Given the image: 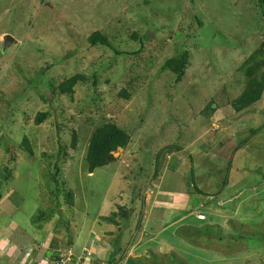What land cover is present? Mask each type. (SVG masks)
Here are the masks:
<instances>
[{
	"label": "rangeland",
	"instance_id": "obj_1",
	"mask_svg": "<svg viewBox=\"0 0 264 264\" xmlns=\"http://www.w3.org/2000/svg\"><path fill=\"white\" fill-rule=\"evenodd\" d=\"M258 1L0 0L5 264H17L7 259L19 232L47 259L58 254L60 264H264V88L245 111L232 108L255 59L251 48L264 40L257 37L256 45L251 35L264 34ZM194 14L203 27L194 30L196 41L188 40L192 59L177 86L160 66L174 49L182 51L183 40L173 42L159 20L180 21L173 29L187 35ZM152 16L155 27H147L154 32H147L143 52L124 55L131 53V34ZM107 26L115 37L120 33L108 39L117 56L87 42ZM6 36L14 43L3 52ZM210 41L232 46L197 44ZM155 54L158 62H149ZM73 76L83 78L71 95H60L58 85ZM39 112L50 115L36 126ZM102 123L126 131L131 143L89 173V137ZM256 129L261 133L251 137ZM239 142L242 152L230 151ZM252 234L254 240L240 239Z\"/></svg>",
	"mask_w": 264,
	"mask_h": 264
},
{
	"label": "trees",
	"instance_id": "obj_2",
	"mask_svg": "<svg viewBox=\"0 0 264 264\" xmlns=\"http://www.w3.org/2000/svg\"><path fill=\"white\" fill-rule=\"evenodd\" d=\"M258 2L259 3L262 2V21H263L262 27H263L264 26L263 0H259ZM258 2H257V4H258ZM146 3L149 4V2H147V1L143 2V4H146ZM44 7H45V4H44ZM133 9H135V7H131L130 9H127V11L128 12L129 11L134 12ZM136 9H137V7H136ZM159 14L162 15V13H160V12H159ZM122 16H121V18H122ZM153 17L154 16L150 17L149 19H143V21H142L143 22L142 32H139L138 30H136V32H133L131 34L130 40L132 42L130 41V50H128L129 52L131 51V53H124V55L133 57V56H138L139 54H141L143 52V50L146 46L145 43L148 42V40H149V37H148L149 35H147V32H150V33L154 32V30L151 29L152 27H155V22L153 21L154 19H152ZM166 17L167 18H165V19L160 17L159 22L167 25L168 30L173 33V35H172L173 42L175 41L176 38L183 40L182 45L184 48H182V51H181V48H179V47L176 48V51L173 48L174 49V51H173L174 55L172 57H170V55H169L170 58H167L165 63H163L160 66V69H161V71L172 72L174 74L173 75L174 76V83L178 86L184 80L186 68L188 66V63H190V60L192 59V56H190L189 52L186 49V47H189L188 46V44H189L188 40L191 39V40L196 41L197 38H195V36H194L195 35L194 30L198 31L199 29H202L203 23L201 22V19L198 18L194 14L192 18H193L194 22H196V25L193 26V25L189 24L190 26H193L194 29L191 30V29L187 28V31L189 30L188 33H190V34L187 33V35H185L179 29H177V30L173 29V25L179 24L180 21H176V19H170L168 16H166ZM187 22L189 23V21L185 20V19L183 21H181V25L183 24L182 27H186L185 24H187ZM102 23L103 22L97 23V25H101ZM147 26H149L151 28H149ZM68 30H70V28H68ZM104 30H105V33H103ZM258 30L261 31V27ZM260 31H258V32H260ZM256 33L251 34V35H253V38H255V40L257 37H260V38L264 37L263 33H261V34L260 33L256 34ZM109 35L111 38H109ZM117 35L119 37L120 33H117ZM117 35H116V37H117ZM116 37L113 35V31L110 28V26H107V27H105V29H102V31L98 30V31L92 33L91 35H89V37L87 38V42L91 47L101 46V47L109 48L110 50H112L114 52V56H117L121 53L116 51L115 48H113V45H111L108 41V39L111 40V39H114ZM255 40H254V42H255ZM197 44L202 47L201 49H206L210 45H217L220 47L232 46L231 43H227V41H224L222 43V45L218 44L216 41H210L209 45H207V46H202L201 43H198V42H197ZM256 45H258L257 40H256ZM194 46L197 47L196 45H194ZM257 47H259V48H257ZM257 47L254 49L251 48V51H253L252 53H253V56L255 57V59L250 60V62H249L250 71H249L248 75L245 77V79L241 80L244 83L243 90H242L240 96L235 98L232 101V108L234 109L235 112L245 111L246 108L250 107V105H252L254 103L259 102L262 98L263 88H264V84H263V82H264V40L262 42H260V44ZM198 48H200V47H198ZM230 52H236V50L234 48H231ZM240 53H242V52H240ZM122 54H123V52H122ZM157 55L158 54L151 55L150 58H148V61L152 62V63H157L158 60L160 59V57ZM72 57L73 56L71 55V58ZM37 60L43 61L44 57L41 59H37ZM62 62H63V60H60L58 62H55L51 66L61 65ZM147 65H148V63H147ZM48 69H50V67L49 68L47 67L46 70H44V72L41 73V75H45L46 74L45 72ZM80 78H83V77L73 76V77L65 80L61 84H59L57 87L58 93L60 95H67V94L71 95L73 93L74 87L79 83L78 80ZM93 84H95V83H93ZM177 86H175V87L177 88ZM210 113H213L212 108L210 109ZM49 115L50 114L48 112L37 113L36 116L34 117V124L36 126L41 125L44 121H46L49 118ZM248 133L251 135V137L254 135L257 136V134L261 133V130L260 129L250 130ZM72 141H73V145H74V141H75L74 138H72ZM130 141H131L130 135L126 131L118 128L115 124L102 123L100 126L95 127L90 134L88 146H87L86 153H85V163H86V166L88 168V172L92 173L98 168L106 167L109 164H111L113 162L112 153L116 152L118 149H126L129 146V144L131 143ZM244 146L245 145H241V142H239V144L237 146H234V147H232V150H230L231 148L229 150L232 152L234 151V153H236L237 151L242 152V150H243L242 148ZM28 151H30V149H28ZM243 153H246V152L243 151ZM232 160H233V158H231V160H228L226 162V168H225L226 174L231 169ZM55 171H56L55 174L57 175L58 174L57 173L58 168H55ZM192 181L193 180H191V182ZM68 197L69 198L66 201V203L71 205L72 204L71 195H69ZM56 206H58V205H56ZM21 234L24 237L19 238V236H21ZM198 234H200V236H201V233H198ZM181 235H183V233H181ZM207 235H208V237H211L209 232H207ZM17 236L18 237L16 240L18 243H19L20 239L24 238L23 240H26L25 234L23 232H19L17 234ZM243 237H244V239H248V240H250V239L254 240V238H255V236H253V234L250 236H248V235L247 236H240V239ZM223 238L224 237H222L220 235L218 241L221 242ZM28 240H26L24 244L19 243L20 247L15 248L17 250V253L19 254L20 258H24L27 254L31 253L32 255H34V259L32 261V264H37L39 261H40V263L46 261V263H44V264H51V262L53 264H60L61 263V260H60L58 254H51V256H49L50 258L47 259L46 256L49 253H46V251L43 250V255H42L41 248L36 247V249H35V247H34V245L37 246L35 240L32 239L30 242H28ZM212 240H213V237L210 240H208L207 242L212 241ZM258 240L261 242L263 240V237H259ZM34 242H35V244H34ZM37 253L41 254L42 257L38 258L36 261L35 256ZM128 264H132L131 261H129Z\"/></svg>",
	"mask_w": 264,
	"mask_h": 264
},
{
	"label": "crops",
	"instance_id": "obj_3",
	"mask_svg": "<svg viewBox=\"0 0 264 264\" xmlns=\"http://www.w3.org/2000/svg\"><path fill=\"white\" fill-rule=\"evenodd\" d=\"M0 239L2 240L1 236H0ZM2 243L4 244L5 241H3ZM19 245H18V247H19ZM2 246H0V248ZM1 249L3 252H5V244ZM12 249H13V254L11 255V257L9 259H7L8 262H10V260H12L11 262L15 261V262H17V264H30L31 261H33L34 255H32L31 253L27 254L24 258H20L19 254L17 253V250L15 248H12ZM4 260H5V256L1 255L0 256V264H5L6 260L5 261ZM39 263H40V261L37 264H39Z\"/></svg>",
	"mask_w": 264,
	"mask_h": 264
},
{
	"label": "water",
	"instance_id": "obj_4",
	"mask_svg": "<svg viewBox=\"0 0 264 264\" xmlns=\"http://www.w3.org/2000/svg\"><path fill=\"white\" fill-rule=\"evenodd\" d=\"M263 6H264V0H263ZM14 40L10 36H6L3 38V43H2V51L4 52L5 49L10 46V44H13Z\"/></svg>",
	"mask_w": 264,
	"mask_h": 264
}]
</instances>
